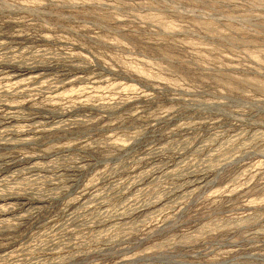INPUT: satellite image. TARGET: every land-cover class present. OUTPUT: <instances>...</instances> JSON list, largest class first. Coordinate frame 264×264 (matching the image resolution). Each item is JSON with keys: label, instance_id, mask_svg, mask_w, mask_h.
<instances>
[{"label": "rangeland", "instance_id": "rangeland-1", "mask_svg": "<svg viewBox=\"0 0 264 264\" xmlns=\"http://www.w3.org/2000/svg\"><path fill=\"white\" fill-rule=\"evenodd\" d=\"M34 245L264 264V0H0V264Z\"/></svg>", "mask_w": 264, "mask_h": 264}, {"label": "clouds", "instance_id": "clouds-1", "mask_svg": "<svg viewBox=\"0 0 264 264\" xmlns=\"http://www.w3.org/2000/svg\"><path fill=\"white\" fill-rule=\"evenodd\" d=\"M24 2H25V0H20L21 4H23ZM40 2L43 3L44 0H40ZM38 247H39V245H34L31 248V255H30V258H29L30 264H42L41 261L32 259V257L36 254V250H37ZM57 251H61V249H57Z\"/></svg>", "mask_w": 264, "mask_h": 264}]
</instances>
